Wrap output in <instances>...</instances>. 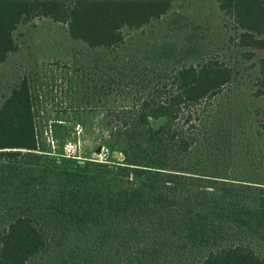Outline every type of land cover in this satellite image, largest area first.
<instances>
[{"label": "trees", "instance_id": "trees-1", "mask_svg": "<svg viewBox=\"0 0 264 264\" xmlns=\"http://www.w3.org/2000/svg\"><path fill=\"white\" fill-rule=\"evenodd\" d=\"M173 3L0 0V67L20 48V25L50 18L94 52L103 93L128 98L107 108L110 156L97 161L42 149L30 81L12 90L0 108V264H264V184L204 164L192 119L235 68L149 39ZM218 3L235 30L228 47L252 60L264 49V0ZM258 66L260 97L264 56Z\"/></svg>", "mask_w": 264, "mask_h": 264}, {"label": "rangeland", "instance_id": "rangeland-1", "mask_svg": "<svg viewBox=\"0 0 264 264\" xmlns=\"http://www.w3.org/2000/svg\"><path fill=\"white\" fill-rule=\"evenodd\" d=\"M234 33L218 0H174L171 11L148 29L151 41H169L172 53L189 62L215 57L232 63L233 80L218 96L194 108L192 119L206 151L203 161L228 166L232 175L264 184V95H254L264 49L243 61L228 47ZM15 38L19 50L0 67V108L27 78L42 149L108 159L107 108L127 104L128 98L103 93L105 74L95 66L94 52L72 39L65 24L50 18L20 25Z\"/></svg>", "mask_w": 264, "mask_h": 264}]
</instances>
